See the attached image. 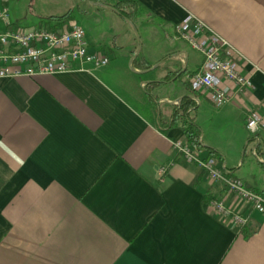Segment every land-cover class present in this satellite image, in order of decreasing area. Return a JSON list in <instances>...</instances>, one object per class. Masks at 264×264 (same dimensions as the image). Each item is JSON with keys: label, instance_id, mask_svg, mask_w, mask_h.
<instances>
[{"label": "crops", "instance_id": "1", "mask_svg": "<svg viewBox=\"0 0 264 264\" xmlns=\"http://www.w3.org/2000/svg\"><path fill=\"white\" fill-rule=\"evenodd\" d=\"M21 1L8 3L15 26L73 20L109 63L0 78V264H264V211L176 147L189 145L188 115L201 128L192 151L214 149L227 176L264 197V170L242 172L250 147L264 163V129L246 126L251 110L264 118V0H31L30 15ZM188 14L252 78L220 108L191 88L203 54L176 33Z\"/></svg>", "mask_w": 264, "mask_h": 264}, {"label": "built area", "instance_id": "2", "mask_svg": "<svg viewBox=\"0 0 264 264\" xmlns=\"http://www.w3.org/2000/svg\"><path fill=\"white\" fill-rule=\"evenodd\" d=\"M9 2L0 0V78L58 74L74 70L75 63L81 68L85 63L96 67L109 63V57L101 51L89 50L85 30L77 22L71 20L59 30L45 25L15 26L11 22ZM176 33L203 54L201 68L190 77L191 88L206 93L216 107H222L253 86L251 76L243 73V58L234 46L195 15L188 14L176 26ZM246 126L255 136L264 129V118L258 111L251 110ZM176 147L212 180L225 183L231 191L251 202L255 209L264 211V197L247 188L241 179L227 176L215 158H202L190 145L179 141ZM212 205L231 215L235 224L244 226L247 223V218L232 213L222 202H212Z\"/></svg>", "mask_w": 264, "mask_h": 264}, {"label": "trees", "instance_id": "3", "mask_svg": "<svg viewBox=\"0 0 264 264\" xmlns=\"http://www.w3.org/2000/svg\"><path fill=\"white\" fill-rule=\"evenodd\" d=\"M59 18L62 20L65 19L66 21L67 14L60 16ZM67 21H70V20H67ZM184 102L185 104H183L182 107L184 109L189 108V106L191 105V101L186 98V101L184 100ZM183 114L186 115L185 112ZM184 128L186 130V135H187L189 145L196 151L202 150L203 146H202V143L200 142L201 128L198 125V123H196L193 118L187 115L185 116V120H184ZM209 151L210 153L208 157L215 158L217 156V153L214 149L209 148ZM261 165L264 170V163H262Z\"/></svg>", "mask_w": 264, "mask_h": 264}, {"label": "rangeland", "instance_id": "4", "mask_svg": "<svg viewBox=\"0 0 264 264\" xmlns=\"http://www.w3.org/2000/svg\"><path fill=\"white\" fill-rule=\"evenodd\" d=\"M33 6L34 5H33L31 0H22L21 1V9L23 8V10H21V11H24V13H29V15H30L31 12L34 10ZM80 15H81V13H77V19H78V21L81 22V21H83V17ZM226 139L227 138H224V139L222 138V140L227 144ZM250 148L248 149V152L245 156L244 167L242 168V172L246 173V174H248L252 171L258 172L259 169L263 170L262 165L258 162V155L256 153H254L253 151H251ZM242 157H244V156H242V154H241L240 159H242Z\"/></svg>", "mask_w": 264, "mask_h": 264}]
</instances>
